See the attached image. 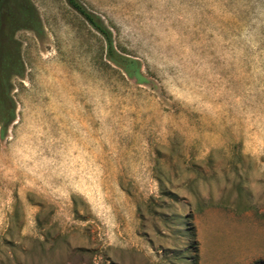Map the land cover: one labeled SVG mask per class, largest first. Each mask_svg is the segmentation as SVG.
<instances>
[{
  "label": "rangeland",
  "instance_id": "374dc122",
  "mask_svg": "<svg viewBox=\"0 0 264 264\" xmlns=\"http://www.w3.org/2000/svg\"><path fill=\"white\" fill-rule=\"evenodd\" d=\"M32 0L0 126V264H264V0Z\"/></svg>",
  "mask_w": 264,
  "mask_h": 264
},
{
  "label": "trees",
  "instance_id": "16d2710c",
  "mask_svg": "<svg viewBox=\"0 0 264 264\" xmlns=\"http://www.w3.org/2000/svg\"><path fill=\"white\" fill-rule=\"evenodd\" d=\"M65 1L102 37L107 60L120 68L128 78L138 84L145 83L139 62L117 50L103 21L78 0ZM19 31L41 33L42 23L36 6L32 0H0V126L4 131L14 118L10 81L13 77H22L25 71L21 44L14 39Z\"/></svg>",
  "mask_w": 264,
  "mask_h": 264
}]
</instances>
